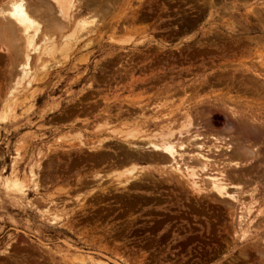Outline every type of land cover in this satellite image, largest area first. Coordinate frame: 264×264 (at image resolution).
Masks as SVG:
<instances>
[{
	"label": "rangeland",
	"instance_id": "374dc122",
	"mask_svg": "<svg viewBox=\"0 0 264 264\" xmlns=\"http://www.w3.org/2000/svg\"><path fill=\"white\" fill-rule=\"evenodd\" d=\"M109 4L82 10L102 18L92 34L93 24L66 29L62 14L56 24L36 16L52 47L32 53L20 85L25 61L0 34V264H264L262 217L194 192L160 160L143 161L140 181L123 189L134 153L111 138L128 126L138 138L173 129L183 158L206 154L239 184L243 203L264 211V140L251 143L257 168L244 176L241 133L227 124L251 114L264 124V0ZM198 129L203 149L188 140Z\"/></svg>",
	"mask_w": 264,
	"mask_h": 264
},
{
	"label": "bare ground",
	"instance_id": "6f19581e",
	"mask_svg": "<svg viewBox=\"0 0 264 264\" xmlns=\"http://www.w3.org/2000/svg\"><path fill=\"white\" fill-rule=\"evenodd\" d=\"M105 1L106 0H85L84 3H82L80 0H5L4 4L2 5V8L0 9V14H1V18L3 17L2 19H4V21H6L7 23L4 22L3 24H0V34L1 35L2 34H6L8 37H10L8 39L12 40V42H14L15 46L16 45L18 46L17 47L18 49H17V52H16V57H18L20 55V58L24 59V61H25L24 65H21V64L19 65L21 74L19 75L20 77L17 78L18 79L17 80L18 83L16 82L15 84L16 85L17 84L20 85L22 83V80L24 79V77L26 78V77H28V74L30 75V73H29L30 72V64H31V60L33 58L32 57V53L39 52V55L38 54L37 55L41 56L44 52L48 53V51L52 47L51 43H49V39L47 38V34L48 33H44L45 31L43 32L42 26L39 23L40 21L39 22L37 21L38 17H36V16H39L40 18L42 16H44L45 18L49 19L48 22L49 21L50 22H54V21L58 20L57 17L60 18V16H61L60 14H62L63 15L62 17H64V20H66V22L64 21L65 22L64 26H65L66 29L69 28V27H71V28L74 27L73 29H76V31L80 30V29H86L87 30L89 28H86V27H89L88 25L93 24V26L96 25V26H94V29L93 28L91 29V27H90V29L88 30V33L92 34L93 32L95 33V31H96L95 29H97L99 27V25H98L99 21L96 22V20H95L99 16L97 17V15H96L94 17L89 18L88 14L87 15H82L83 14L82 10L84 8H89V7H92L93 9L103 8L104 6H108L109 7L110 6L109 0H108V2H105ZM80 2H81V4H80ZM107 11H108V9H107ZM92 12L93 11H91V15H92ZM101 13L103 14V12H100V14ZM103 16H105V15L103 14ZM44 17H42L43 21H45ZM41 19L38 18V20H41ZM90 19H92L91 22H89ZM100 19H102V18H100ZM61 20H62V18H61ZM116 20H118V19H116ZM43 21L41 20L42 23H43ZM101 21H103V20H101ZM61 23L63 24V22H61V21L59 22V25H61L60 27L57 26L60 29H61V27H64ZM53 24H56V23L54 22ZM47 28H49V27H47ZM232 30H234V29H232ZM73 32H74V30H73ZM98 32H100V31H98ZM74 35H76V34H74ZM3 37H5V36H3ZM19 44H22V45H19ZM11 45H13V43ZM71 49H73V48H71ZM16 60L17 59H15V61ZM100 67H101V65H100ZM17 73L19 74V72H17ZM15 75H17V74H15ZM20 80H21V83H20ZM29 84H30V81H29ZM257 121H258L257 118L253 114H251L248 119L245 118V119L242 120V118H241V124H236V123H234L231 120H227V124L229 125V127L234 128L236 131L241 133V145H239L237 150L238 151L241 150L240 151L241 155L246 157L244 159H247V163L250 162V164H249L250 166L249 167L242 168V166H241V173L244 176L245 175H249L252 172V170L257 168L256 167L257 163H256L255 159H256L258 151H256V152L254 151L255 149H253V148L256 147V146L252 145L251 143L253 141L258 142V141L264 140V124H261V123L258 124L259 122H257ZM186 122H188V121H186ZM106 126H109V124L108 125L105 124V127ZM197 126L199 127V124ZM123 127H126V124ZM137 127H134V126L133 127H129L128 126L126 128H123V129L112 130V131L110 130L111 134H113V136H111V138L113 140H117V141L121 142L122 144H125L128 147V149L130 151H132V153H134V155L131 154V155L125 156V159H127V160H125L124 164L122 165V166H127L128 169H129V167L131 168L129 170H126L127 171L126 172L125 170H123L124 167H122V170L125 171L126 175L128 174L127 175L128 178L125 180V182L122 181L124 183H120V185H122L123 189L124 188L128 189L129 187H132L133 185H137V182L140 181L139 178H140V176L142 177L143 174L141 175L139 173V169L140 170L142 169L141 171L145 170V168H143V166H141V163L143 161H145V162H154L155 163L156 161L160 160L158 163H161L163 161V162L169 164L168 166L172 168V171L174 170V172L175 171L178 172V175L180 174L185 180L187 179L186 181H187L188 185L192 188V190L194 192H197V193L209 192V194L212 192L213 194H216V196H219L220 198L221 197L222 198L223 197L228 198L229 200L233 201L236 204V205L234 204V206L238 205L237 207H239V209H236L234 207L236 212H237V210L241 211V212L246 210V214H245L246 216L252 214L251 215L252 219L253 218L257 219V218H261V217H262L261 219H264V217H263L264 216V211H260L258 213L256 212L257 215L255 214V208L252 207L253 206L252 204L254 202L251 203V200H249L251 205H252V206L249 207L245 203H243L242 199H239V197L237 195L238 192H239V190H238L239 184L237 185V183L235 184L234 182H231V179H228L229 176H227L226 172H224L222 169H219V165L217 163H215L209 156H206V154L203 155L204 153L203 154H198L197 153L198 156H199V157H196L197 159L191 158L193 160H190V159H188V157L183 158L182 154L179 152V151L183 150V144L180 145V147H181L180 150H178V148H177V144L181 143V142H179L180 140L178 139L180 135L178 134L179 136L177 135L178 137L176 138V136L174 135V133L172 131L173 129L172 130L171 129H168V130L166 129L167 131H165L164 133L161 132V130H160L159 135H157V133H156V135H154L155 134V132H154L153 136H150V137H147V138H138V131H137L138 128ZM190 127H192L191 124H190ZM139 128H141L140 125H139ZM142 130H143V128H142ZM110 131H108V132H110ZM226 133H228V132H226ZM202 136L203 135L200 134V130L198 129L196 131V134H194L193 136L190 137V139H188L189 142L192 141L193 143H195V145H194L192 142H190V143H192L193 146H197V147H193L192 146L194 149L195 148L203 149V144H202L201 141H204L205 139ZM217 136L216 137H215V135L212 136V139L214 138V140H213L214 143L215 144L226 145L224 143L226 141H224V139L221 138V137L224 138L225 135L222 136V134H220L221 137H219V138H217ZM106 139H108V138H106ZM104 140L103 141L102 140L99 141L97 146L96 147L94 146V148H96L98 151L105 149L106 142ZM81 144H82V142H81ZM230 144H232V143H230ZM80 146H82V145H80ZM220 148L221 147L218 146V145L213 147L215 152H219V154H220V152L223 153L222 151H224V150H221ZM229 149H231V147H228L227 149H225V151L227 150L228 153L229 152L231 153L232 149L231 150H229ZM93 151H94V149H93ZM95 152H96V150H95ZM224 154L225 153H223V155ZM123 160H124V158H123ZM219 161H221V160H219ZM228 162H230V161H228ZM236 165H238V164H236ZM212 167H213V169H212ZM125 169H126V167H125ZM210 169H212V170L210 171ZM119 170H118L117 173H119V176L122 177V175L125 174V173H123V174L121 173V175H120ZM233 170H237L236 166H235V169H233ZM138 175H140V176H138ZM108 176H110V175L108 174ZM246 178H248V177H246ZM96 179H100V181L102 182V181H104L106 179V177L102 176V174H97ZM186 181H184V182H186ZM254 183H255V180H254ZM244 186L241 185V187H244ZM235 187H237V188H235ZM231 190L232 191L233 190H236V191L238 190V191L237 192H235V191L232 192ZM254 192H256V191H253V193ZM253 193H251V194H253ZM224 200H226V199H224ZM263 201H264V199H263ZM250 203L247 202L248 205ZM255 204H257V203L255 202ZM62 208H64V207H62ZM231 210H233V208ZM238 222H239V226H242L244 224V222H245L244 214H240L239 215ZM256 225H258V224H256ZM257 228H258V226H257ZM263 241H264V238H263ZM260 245H261V243H260ZM258 254H261V253H258ZM261 256L264 257L263 254ZM81 261L85 262L84 259L81 260Z\"/></svg>",
	"mask_w": 264,
	"mask_h": 264
}]
</instances>
